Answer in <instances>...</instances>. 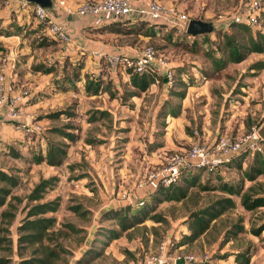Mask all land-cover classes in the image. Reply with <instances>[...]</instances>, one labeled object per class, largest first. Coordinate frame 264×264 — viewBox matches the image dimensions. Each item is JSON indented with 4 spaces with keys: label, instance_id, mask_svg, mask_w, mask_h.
<instances>
[{
    "label": "rangeland",
    "instance_id": "374dc122",
    "mask_svg": "<svg viewBox=\"0 0 264 264\" xmlns=\"http://www.w3.org/2000/svg\"><path fill=\"white\" fill-rule=\"evenodd\" d=\"M168 1H172L170 7L179 8L190 20H202L214 27L212 33L194 39L168 30L158 32L144 22L140 25L142 33L131 35L137 51L152 46L164 55L174 71L172 84L162 75L161 69L156 71L154 84L146 92L135 90L123 73L103 74V78L98 76L96 82L93 80L99 87L97 93L92 91L95 96L92 101L89 98L86 104L75 99L62 101L64 105L54 110L64 114L55 121L49 118L42 135L20 132L24 135V141H20L12 133V129L19 132L13 126L8 135L0 132V169L19 178L12 195L24 200L16 205L18 210L13 222L8 224L6 220L0 227V237L6 236V244L12 248L11 264H19L22 257L32 256V248L19 249L18 228L27 216V197L41 179L57 178L44 196V201L58 199L60 202L58 211L47 215L57 220L50 244L59 252L60 259L53 264H150L151 258L159 255L163 242L175 243L189 232L190 212L222 196L219 191L204 192L201 186H217L218 176L225 177L232 185L240 182L242 176L238 169L222 166L213 171L205 170L200 178L199 173L187 175V178L200 180L198 186L190 189L184 203L162 202L159 201L161 195L151 194V185L155 183L148 179L150 173L165 167L173 154L194 145L196 130L199 141L212 147L222 135L245 138L254 129L264 127V70L252 69L254 64L264 61V54H251L239 63L217 67L224 58V36L236 33L232 28L234 17L249 0ZM4 6L0 0V8ZM260 24L264 27L263 15ZM20 31L17 28V32ZM39 44L44 51L53 50L50 43L41 40ZM34 66L45 68V64H34L32 69ZM72 68L71 65L66 71L68 76L72 75ZM76 88L75 91L80 90ZM176 91L185 92V96L181 97ZM89 95L85 92L84 96ZM172 108L177 116L165 115ZM64 126H72L79 135V140L68 149L65 163L60 167L34 164L33 156L40 150L43 153L47 150L41 139L62 140L47 130ZM262 145L264 150V139ZM251 154L243 162V168L249 164ZM257 182L256 191L264 192V177ZM178 185L186 184L182 180ZM245 185L253 184L246 182ZM124 195L131 196V203ZM235 201L236 208L224 215L199 243L185 246V249L172 248L168 258L208 255L210 264H235L229 257L218 259L213 254L222 257L250 247V264H264V229L259 237L251 234L252 229L264 225V207L248 212L238 198ZM141 202L145 204L139 206ZM151 206L154 211L149 219L137 229L125 232L108 213L130 208L131 218L141 217ZM75 207H79V213L73 210ZM153 216H162L164 220L156 222L151 219ZM236 224L243 226L244 232L219 249L225 232ZM116 233L120 235L115 238ZM98 252L101 254L96 256ZM7 254L9 252L1 253L2 256Z\"/></svg>",
    "mask_w": 264,
    "mask_h": 264
},
{
    "label": "trees",
    "instance_id": "16d2710c",
    "mask_svg": "<svg viewBox=\"0 0 264 264\" xmlns=\"http://www.w3.org/2000/svg\"><path fill=\"white\" fill-rule=\"evenodd\" d=\"M161 1V0H159ZM162 2V1H161ZM261 15L264 16V13ZM260 20V19H259ZM146 22L150 27L156 31L168 30L175 32L172 29L167 27L152 23L149 21L139 20V21H130L127 19L124 20H114L110 27H106L108 32L116 33L125 36L139 35L141 34L140 25L141 23ZM139 27V28H138ZM232 28L236 31L235 34L226 33L224 36L223 43V62L217 64V67H224L227 63H239L247 59L251 54H264V27L252 28L248 24H236L232 23ZM140 29V30H138ZM141 32V33H140ZM183 35V34H182ZM178 35V36H182ZM187 35V34H186ZM188 37H191L187 35ZM200 36V35H199ZM193 37L196 39L197 37ZM53 42H58L53 40ZM51 64L50 66H52ZM103 66V65H102ZM53 67V66H52ZM51 67V68H52ZM83 67V62L77 63L74 67V76L76 73H79L80 69ZM67 69V68H65ZM254 70H264V61L257 62L252 66ZM34 71L43 70V66H34ZM176 71V69H175ZM103 72H105L103 70ZM76 74V75H75ZM119 75V74H118ZM129 77L131 85L135 90L139 92H146L151 85L154 84V77L145 74L137 75L131 71L125 73ZM94 84V87H93ZM99 83H94V81H88L86 89L88 92H94L98 90ZM181 97L185 96V92L176 91ZM64 112H55L48 115V118L55 121L60 115ZM172 114L177 116V113L174 108L171 111L165 112V115ZM72 126L64 127H51L47 130L50 134L57 135L61 141L57 140H45L47 144L43 151H39L33 156L32 162L37 165L43 163L48 164L52 167L62 166L68 156V149L72 143H75L79 140V135L75 134V128ZM250 152H244L239 154L237 157L233 158L230 163L224 164L229 168H236L241 172V180L237 185H232L227 182L225 177H217V186H201L202 191H219L221 197L211 202L207 206L194 210L190 212L188 217V233L184 234L180 239H177L175 242L174 249H185V246H191L197 244L207 236L216 226V223L229 211L236 208L237 203L235 198L240 200L241 206L248 212H254L257 209L264 207V192L262 190L256 191L255 186L257 181L264 177V152H254L251 154V160L246 168H243V162L248 158ZM205 172V170H200L193 173H183L180 177V180L171 184L168 187L155 186L151 190V194L161 195L159 201L162 202H177L184 203L190 195V189L198 186L199 178ZM199 173V178H187L189 174ZM184 181L186 185H178L180 181ZM57 178L52 177L49 179H41L38 184L31 191L27 197V203L25 209H27V216L22 221V224L18 228V247L21 250L27 248H32L31 257H22L19 261V264H53L55 261L60 259V254L50 242L54 239L52 230L55 228L57 220L55 217L47 216L48 214L56 213L60 207V202L58 199L52 201H44V196L47 190L52 187ZM249 182L253 185L246 186L245 183ZM19 185V178L13 174L0 169V209L6 207L0 211V227L4 221H8V224H11L16 217V211L18 210L16 205H20L24 200L17 196L12 195V189ZM10 199V200H8ZM131 205H128L130 207ZM79 207L73 208L75 212H78ZM113 211V210H112ZM108 212L111 217L117 220L118 225L122 232L128 231L130 229H137L140 224L144 223L146 219H149L150 213L154 211V207H150L146 212L142 214L141 217L131 218L130 208L114 210L113 212ZM84 215V212L81 213ZM156 222H162L164 218L162 216H153L151 218ZM264 225L257 229H252L251 234L254 237H259ZM2 229L0 228V233ZM8 231V229L6 230ZM244 232V227L240 224L233 225L231 229L227 230L224 234L223 241L221 240L219 249L224 248L226 244L232 242L238 238V235ZM119 233L114 234L113 237H119ZM8 238L6 236L0 237V264H11V258L9 257L11 247L6 244ZM2 251L9 252L8 256H2ZM101 253L98 252L96 256H99ZM214 258L226 259L230 256H234L235 264H250L252 259L251 249L245 248L243 250H237L235 253L229 254L226 253L222 257L218 253L213 254ZM86 259V257L84 258ZM210 260V258H209ZM198 264H210L207 262H200Z\"/></svg>",
    "mask_w": 264,
    "mask_h": 264
},
{
    "label": "crops",
    "instance_id": "0c3cea01",
    "mask_svg": "<svg viewBox=\"0 0 264 264\" xmlns=\"http://www.w3.org/2000/svg\"><path fill=\"white\" fill-rule=\"evenodd\" d=\"M8 1L9 3L6 4L3 0L5 6L0 8V29H7L6 32L0 31V69L14 86V94H19L22 88L30 92L29 99H25L19 106L21 122L39 121L47 126L49 124L47 115L57 111L54 107L64 105L65 102L62 101L70 102L75 99L86 104L88 98L93 99L95 97L93 93L86 89L87 82L92 80L96 82L98 80L96 77L107 75L103 72L101 61L94 56V53L135 55L140 50H136L134 38L131 36L111 33L104 29L110 27L114 21L108 15L103 13L85 16L70 15L65 9L66 6L77 7L85 2L101 0H53L55 8L49 9L52 21L70 36L71 40L68 43L48 40L47 26L35 19L31 7L22 8V0ZM61 1L65 5H60ZM149 1L141 0L139 3L147 4ZM162 1L172 6V1ZM17 28L22 31L18 33ZM41 40L50 43L54 51L42 50V47L38 46L41 45L39 44ZM3 50L5 53L2 52ZM49 59L53 67L46 66V61ZM80 61L83 62V67L74 76V67ZM34 64H45V68L34 71L32 69ZM66 64H68L67 69L64 67ZM71 65L72 75L68 76L66 71L68 72ZM77 86L80 90L75 91ZM85 92L91 95L84 96ZM11 126L5 113L0 115V132L10 134L8 131L12 129ZM12 133L17 139L24 141V135L20 132L12 129ZM41 141L45 147L47 145L45 140L41 139ZM155 186L156 184H152L151 188ZM229 258L234 262V256Z\"/></svg>",
    "mask_w": 264,
    "mask_h": 264
},
{
    "label": "built area",
    "instance_id": "2783aa9c",
    "mask_svg": "<svg viewBox=\"0 0 264 264\" xmlns=\"http://www.w3.org/2000/svg\"><path fill=\"white\" fill-rule=\"evenodd\" d=\"M141 0H101L85 2L77 7H65L70 15H90L106 14L113 20L130 21H149L161 24L168 29H172L178 35L187 34L190 18L177 7H170L159 0H150L147 4L139 3ZM8 4L9 1L5 0ZM60 5H65L61 1ZM22 8L31 7L35 19L47 26L48 37L61 43L70 42V36L64 32L61 27L52 21L49 9L39 5L21 1ZM264 13V0H249L234 17L236 24H248L252 28H260V16ZM94 56L103 64V70L107 74H125L128 70L137 75L149 74L156 78V71L162 70V75L167 78L169 84L173 83L174 71L164 55L157 52L152 46L142 47L135 55L121 53L96 52ZM51 65L52 61L49 60ZM15 88L7 80L4 73L0 74V115L10 120L12 126L25 135L44 133V125L39 121L21 122V113L19 106L29 99L30 92L21 89L19 94H14ZM197 141L189 149L182 153L173 154L168 160L167 165L155 172L150 173L149 180L158 186L168 187L180 180L183 173H193L200 170L213 171L221 168L224 164L230 163L233 158L244 152L263 153L262 137L260 130L254 129L251 134L245 138H231L228 135H222L212 147L203 145L199 141V134L195 132ZM124 198L131 203V196L124 195ZM145 203H139L143 206ZM173 241L166 240L160 247V253L150 260V264H177L183 259L185 264H198L207 262L209 256L201 258L194 256H176L172 260L168 258L170 251L174 248Z\"/></svg>",
    "mask_w": 264,
    "mask_h": 264
},
{
    "label": "water",
    "instance_id": "95a60500",
    "mask_svg": "<svg viewBox=\"0 0 264 264\" xmlns=\"http://www.w3.org/2000/svg\"><path fill=\"white\" fill-rule=\"evenodd\" d=\"M29 3L39 5L43 8L47 9H54L55 8V3L53 0H25ZM214 31L213 25L204 22L202 20L198 19H193L190 20L189 26L187 29V35L191 37H196L199 35H204V34H210ZM260 136L262 139H264V127L260 129ZM177 264H185V261L181 259L180 261L177 262Z\"/></svg>",
    "mask_w": 264,
    "mask_h": 264
}]
</instances>
